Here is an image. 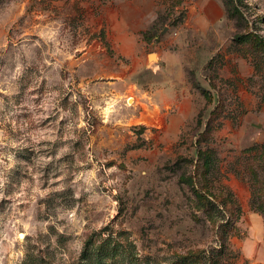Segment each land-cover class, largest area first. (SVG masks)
<instances>
[{
    "label": "rangeland",
    "instance_id": "374dc122",
    "mask_svg": "<svg viewBox=\"0 0 264 264\" xmlns=\"http://www.w3.org/2000/svg\"><path fill=\"white\" fill-rule=\"evenodd\" d=\"M253 215L264 0H0V264H264Z\"/></svg>",
    "mask_w": 264,
    "mask_h": 264
},
{
    "label": "crops",
    "instance_id": "0c3cea01",
    "mask_svg": "<svg viewBox=\"0 0 264 264\" xmlns=\"http://www.w3.org/2000/svg\"><path fill=\"white\" fill-rule=\"evenodd\" d=\"M140 20L141 19L139 18V21ZM136 21L138 22V20ZM177 58L178 57L168 52H164L158 57L157 63L159 64V69H165L170 74L175 72V70L176 72L171 76L165 73V77H163L162 80H159L156 93L159 97L163 96L166 99L161 108L164 109L167 107L172 112L174 111V115L172 114V116L181 121L194 115L196 105L194 97L191 95L192 87L187 84L185 78L183 61ZM183 109L189 110V112H185ZM254 216L258 219L259 224L253 226V228L257 230L258 237L260 236L261 238L262 235H264L262 219L259 215H253L252 220ZM259 227L261 230H259Z\"/></svg>",
    "mask_w": 264,
    "mask_h": 264
},
{
    "label": "water",
    "instance_id": "95a60500",
    "mask_svg": "<svg viewBox=\"0 0 264 264\" xmlns=\"http://www.w3.org/2000/svg\"><path fill=\"white\" fill-rule=\"evenodd\" d=\"M151 57H152V58H156V54H152Z\"/></svg>",
    "mask_w": 264,
    "mask_h": 264
}]
</instances>
